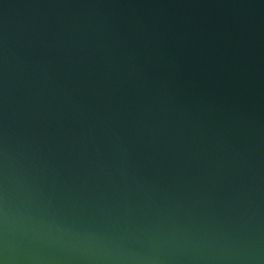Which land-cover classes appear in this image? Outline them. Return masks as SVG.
<instances>
[{"label": "water", "instance_id": "water-1", "mask_svg": "<svg viewBox=\"0 0 264 264\" xmlns=\"http://www.w3.org/2000/svg\"><path fill=\"white\" fill-rule=\"evenodd\" d=\"M0 259L264 264V0H0Z\"/></svg>", "mask_w": 264, "mask_h": 264}, {"label": "clouds", "instance_id": "clouds-1", "mask_svg": "<svg viewBox=\"0 0 264 264\" xmlns=\"http://www.w3.org/2000/svg\"><path fill=\"white\" fill-rule=\"evenodd\" d=\"M0 264H6V262L3 259H0Z\"/></svg>", "mask_w": 264, "mask_h": 264}]
</instances>
